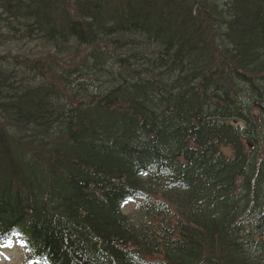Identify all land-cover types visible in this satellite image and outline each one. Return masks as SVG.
<instances>
[{"label":"trees","instance_id":"16d2710c","mask_svg":"<svg viewBox=\"0 0 264 264\" xmlns=\"http://www.w3.org/2000/svg\"><path fill=\"white\" fill-rule=\"evenodd\" d=\"M2 45L0 241L264 264V0H0Z\"/></svg>","mask_w":264,"mask_h":264},{"label":"rangeland","instance_id":"374dc122","mask_svg":"<svg viewBox=\"0 0 264 264\" xmlns=\"http://www.w3.org/2000/svg\"><path fill=\"white\" fill-rule=\"evenodd\" d=\"M4 44V43H3ZM38 44V43H37ZM31 45V46H30ZM30 48L34 51L39 52V48L36 47V44H30ZM14 53L22 52L19 51L16 44L9 45ZM28 46V45H27ZM26 46V47H27ZM33 47H36L35 49ZM6 45L0 46V54L6 51ZM140 199L138 198H129L122 205V210L125 213L131 214L133 222L139 224L138 212L140 209ZM30 259L29 251H27L26 246L21 240L16 238L14 235L10 239H3L0 241V264H33ZM35 264V263H34Z\"/></svg>","mask_w":264,"mask_h":264},{"label":"water","instance_id":"95a60500","mask_svg":"<svg viewBox=\"0 0 264 264\" xmlns=\"http://www.w3.org/2000/svg\"><path fill=\"white\" fill-rule=\"evenodd\" d=\"M254 105L258 107L261 111H264V101H255Z\"/></svg>","mask_w":264,"mask_h":264}]
</instances>
